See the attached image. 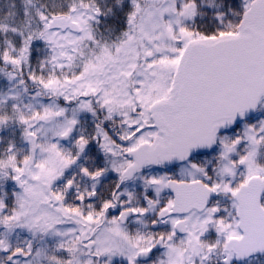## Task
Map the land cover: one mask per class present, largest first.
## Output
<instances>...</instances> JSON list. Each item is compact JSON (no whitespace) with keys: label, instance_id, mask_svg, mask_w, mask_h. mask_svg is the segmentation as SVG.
I'll list each match as a JSON object with an SVG mask.
<instances>
[{"label":"snow or ice","instance_id":"obj_1","mask_svg":"<svg viewBox=\"0 0 264 264\" xmlns=\"http://www.w3.org/2000/svg\"><path fill=\"white\" fill-rule=\"evenodd\" d=\"M0 264H264V0H0Z\"/></svg>","mask_w":264,"mask_h":264}]
</instances>
